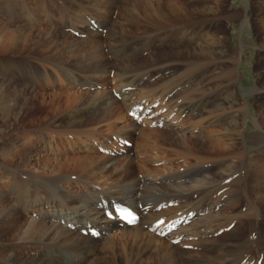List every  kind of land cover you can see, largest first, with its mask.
<instances>
[{"label":"bare ground","instance_id":"bare-ground-1","mask_svg":"<svg viewBox=\"0 0 264 264\" xmlns=\"http://www.w3.org/2000/svg\"><path fill=\"white\" fill-rule=\"evenodd\" d=\"M126 1L118 5L121 19L112 21L114 0H58L53 11L70 14L69 20L60 18L63 25L69 32L85 35L84 40L53 29L0 26V66L20 71V82H45L63 90L39 96L40 106L49 108L52 119L26 128L21 113L27 98L19 95L22 103L17 104L14 91H8L13 81L7 80L9 76L0 78L2 122L10 128L24 125L19 127L17 139L22 145L18 148L8 145L5 137L0 139V264H264V214L260 213V208L264 210V0L255 4L259 42L253 46L260 67L253 89L258 104L252 131L246 130L247 103L236 92L239 73L230 68L239 55L229 50L228 36L213 27L217 8H190L180 0ZM34 2L38 0L29 4L0 0V7H10L12 21L26 12L33 24ZM88 10L94 16H86ZM45 14L51 16L50 10ZM94 18L110 42L113 62L102 55V39L89 25ZM165 39L173 46L162 58H177L185 66L179 77H168L165 69L154 78L147 60L129 59L144 52L139 46L145 41L158 52L163 50ZM69 59H76L73 69ZM226 60L228 65L216 77L217 86L201 79L209 67ZM109 86L119 100L109 91L98 92L99 87ZM137 88L142 91L136 95ZM155 102L158 108L149 111ZM135 105L143 107L141 116L147 112L139 122L127 117ZM67 111H73L72 115H65ZM117 122L123 124L117 130L119 140L123 137L132 143L135 157L154 151L156 145H167L177 154L173 161H180L182 167L160 174L159 169L136 163L139 177L132 178L123 171V160L116 164L119 157L60 159L24 151L35 144L49 153L93 144L86 150L94 153L101 148L97 144L102 131L95 134V128L105 130ZM158 123L162 130L151 128ZM133 132H137L135 138ZM150 142L154 146H148ZM247 149H253V155ZM155 160L170 161L167 155ZM234 175L228 185L217 184L216 179L224 184ZM239 199L244 202L240 206ZM116 203L137 211L139 221L126 227L106 218L105 209ZM21 213L28 219L22 222ZM162 219L174 226L181 223L174 232L158 237L154 228L165 229V222L155 227ZM89 229L97 230L98 237L81 234ZM219 230L222 235L217 237ZM128 238L141 243L128 246Z\"/></svg>","mask_w":264,"mask_h":264},{"label":"rangeland","instance_id":"rangeland-1","mask_svg":"<svg viewBox=\"0 0 264 264\" xmlns=\"http://www.w3.org/2000/svg\"><path fill=\"white\" fill-rule=\"evenodd\" d=\"M31 1L32 0H25V2L27 4L31 3ZM114 1L117 2L115 4L117 6H114V8L112 9L113 15L111 16V18H112V21H114V20L117 21V20L121 19L119 6H120V4L123 3L124 0H114ZM138 1H144V0H136L135 2H138ZM154 1L156 2L158 0H154ZM160 1H164V0H160ZM56 2H58V0H38L37 3L34 2L33 4H34V6H36V8H35V11H32L31 13L33 14V17H35L36 21L33 24L30 23V21L28 20V18H27L28 14H26V12L25 13L22 12L20 14L23 18L21 17V19L19 18L18 20H15L16 22H18V23H16L15 21H12V19L10 17V14H11L10 7H0V26H5L9 30H14L17 27H26V25H27V27L32 26V28H34L35 30H38V31L42 30V29H49V30L53 29L55 31H60L62 33H67V34L71 33V35L74 36L76 39L84 40L85 35H82L83 36L82 37L81 35H79L77 33L78 31H76V33H72V32H69V30H67L65 28V25H63L62 21L63 20H69L71 18V16H70V14H64V13H66L64 11L63 12L56 11V10L53 11V8H54L53 6H54V4H56ZM126 2H130V0H127ZM180 2L183 5L190 7V8H202V7H206V6H214L217 8L218 14L216 16H214V15L212 16V18L215 19V21H216L214 23L213 27H215V29H221V31L226 36H228L227 38H228L229 50L232 51L231 53L239 55L240 60L236 64H232V66L230 68H234L239 73L240 77H238V81H237V85H236V92L240 98V101L242 103H245V102L247 103V106H248V118L247 119H248V121H247V125H246L247 126L246 130L252 131L254 129L253 121H254V118L256 117L255 116L256 105L258 104L257 96L253 95V89L255 88V86L257 84V71H258V68L260 67V64L257 61V53L258 52H257V49H255L253 46L254 43L258 44V42H259V33L257 31V25L255 22V19H256V17H255V4L257 1L256 0H180ZM82 6H84V5H82ZM82 6H81V9L83 8ZM47 9L50 10L51 16H47L45 14V12L48 11ZM91 12L89 10H88V12H85L86 16H89V14ZM28 13L30 14V11H28ZM41 13H43V14H41ZM36 15L39 17V19H37ZM61 16H64V17H61ZM245 17L247 18V21H246L247 23H244ZM60 18L61 19L63 18V20H61ZM94 20H95V18H94ZM20 22H22V23H20ZM53 23H54V25H53ZM56 25H57V27H56ZM58 25H60V26H58ZM149 32H151L150 29H149ZM160 32H161V34H163V30H160ZM75 34H78V35H75ZM98 35L102 39L101 40L102 41V44H101L102 55L109 62H113L114 58L112 55H114V53L109 49L110 48V44H109L110 42L108 40H106L105 31L101 30V32H100V30H99ZM162 37H164V36H162ZM165 40H166L165 41L166 45L164 46V49L159 51V52H158V50H155V48L148 43L149 41H145V42H143L144 43L143 45L139 46V48H141L142 50L145 49L144 52H142L141 54H136L130 58L128 56V58L132 59V60L144 58L145 60H147V62H148L147 63L148 64L147 70L150 74H152L154 76V78L157 75H159L158 73L163 72L165 69H168V70H166V74L168 77L169 76L179 77L181 74H183L185 72V66L183 65L182 61L177 59V58H172L171 56H166V57L162 58V54L169 52L170 51L169 49H171V47L173 46V44L171 43L172 41L169 40L167 42V39H165ZM242 44H243V46H242ZM155 45H156V43H155ZM168 47H170V48H168ZM125 54H126V52L124 51V55ZM157 54L160 55L159 60H156ZM119 55H121V53ZM231 55L232 54H230L229 57H231ZM0 56H3V55H0ZM5 56H7V55H5ZM235 56L232 55L233 58ZM7 57H9L11 59L15 58V57H12L9 55ZM226 58H227V56H226ZM152 59H155V61L153 62ZM163 59H164V61H163ZM75 60L76 59H74V60L69 59L68 66L72 69L74 68L73 67L74 66L73 61H75ZM4 61H6V60H4ZM227 62H228V60H226L225 63H221V64H218L216 66L209 67L208 70H206V72H204L201 79L203 81L205 80V81L211 82L213 84V86H215L216 83L218 85L216 77H218L219 74H221V70H222V67H224V64L228 65ZM159 67H160V69H159ZM8 68H10L11 71H7V70H9ZM178 74H180V75H178ZM7 76H9V78L7 79L8 81H13L11 83V85H9L10 89L8 91H10V92L14 91V93L16 94L15 96H17V99H16L17 104L22 103L21 98L18 97L19 95L20 96L22 95V97L27 98L28 103L26 104L25 107H23V111L21 113L22 117L24 118V121L27 122V123H23L24 125L27 124L26 128L41 125L43 123V121L49 122V120L52 119L51 116H53V115L50 113V110L48 107L40 106V97L39 96L41 94H49V95L50 94H56V93H59L63 90L60 89L59 86L49 87V86H47V84L45 82H41L38 85L26 84L22 81L20 82L18 80V79H20V76H21L20 71L15 70L13 67H4V65L0 66V78L6 80ZM108 78L112 79L113 75L109 74ZM196 82H198V81H196ZM1 83L2 82L0 79V84ZM29 85H31V86H29ZM110 86L112 87V84ZM110 86L107 87L106 89L99 87L98 92H101L103 90L109 91L110 94L112 93V96L113 95L115 96L116 93H115V91H112L113 87L111 88ZM64 91L67 93L70 92L68 90H64ZM79 91H81V90H79ZM141 91L142 90H139V88H137L136 90H133V92L136 95L139 94ZM242 94H244L246 96V98H243ZM136 95H135V97H137ZM112 96H111V98H113V100H114L115 97H112ZM88 106L89 105H85L84 107H88ZM92 107H90L89 109H86V110H92L91 109ZM162 112L164 113V110ZM162 112H160V113H162ZM72 113H73V111L72 112L67 111L64 114L65 115H72ZM122 113L124 116L126 115V112H122ZM180 116H181V118H184L185 113H182ZM1 117H2V114L0 113V132H1L0 133V139H2L1 137H5V139H3V140H6L8 145H12V146L16 145L15 148H18L20 143H19V140L17 138H20V137H17V135H19L21 126H24V125L20 124V123L19 124L16 123V125H14L10 128L9 125H6V124H4V122H2ZM37 121H40L41 124H37V123H39ZM43 124H45V123H43ZM122 125H123L122 123L117 122L114 125H112L113 127L109 126V127L105 128V130L102 128L101 129L95 128V130H94L95 134H97L98 132H100V130H102L100 132V135L98 136V138H100V142H98L99 144H97V146H100L101 148H106V149L109 148L108 150H110V151H108L106 149H102L103 151L100 149L98 150V147H96L95 152L90 153L86 149L92 148L93 144H92V147H91V145L88 146V144H85L84 146H81V148L79 150L78 149L73 150L74 154L72 153L73 151H71V149L67 148L66 146L63 147L61 150L59 148H57V151H55V149L51 150L49 153V152H47V149L45 147L44 148L46 150L45 149L41 150L42 146H40L39 144H35L33 146L31 145L30 146L31 149L29 146L24 147V149H25L24 151L25 152L27 151V153L31 152L30 153L31 155H34L35 153L38 152V154L40 153L41 154L40 156H43V157H47V156L50 158H57L58 157L60 159H63V158H66V156H72V155H73L72 157H81V156H86V155H88V156L94 155L97 157H119V159L116 161V164H120V162L123 160V162H124L123 164H125L126 166L122 165L121 167H123V169H124L123 171L126 172V173L125 172L124 173L126 175L130 174L132 178H138L139 177V175L137 173V164L136 163H139V164L141 163L142 165H145L146 168L149 170L159 169L160 172H158V173H160V174H162V172H163V174L164 173L171 174L173 172V170L175 171V170H177L178 167H182L180 161H178V162L173 161V159H175V160L177 159L175 157V155H177V154L174 151L171 152L169 150V147H167V145H162V144H159V146L156 145V147H154L155 148L154 151L150 150V151H148L149 153L147 151L146 152L142 151V153H140V154L145 153L147 156L146 155L140 156L141 158L139 156H138V158L135 157L133 154H131V153H133V145H131L132 143H130V142H127V143L120 142L119 143V141L124 142L123 139H125L122 137L121 140H119V138L117 136V130ZM114 128H115V130H114ZM151 128H158L159 130H162L161 127H156V126H153V127L151 126ZM52 130L53 129H50V131H52ZM163 131H165V130H163ZM113 133H114V135H113ZM131 135H132V137L135 138L137 136V132H133V133H131ZM153 137L156 138L157 136L154 135ZM13 139H15V140H13ZM191 140L193 141V139H191ZM1 142L2 141L0 140V144H1ZM148 144H150L148 146H151L153 143L150 142ZM20 145H22V144H20ZM121 145L124 147H122ZM152 146H154V145H152ZM158 147H160L161 150ZM47 148H49V147H47ZM127 148H128V150H127ZM124 149H126V150L124 151ZM157 149H159L160 152H159V150L157 152ZM164 149H166V150H164ZM167 150H169L170 153ZM127 151H129V152L131 151L130 154L128 152V154L126 155ZM166 151H167V153H166ZM247 151H249L251 153V155H253V152H254L253 149H247ZM150 152H152V153H150ZM87 153H89V154H87ZM165 153L170 160L169 163L166 160H161V161L155 160V157L166 156ZM173 156H174V158H173ZM138 159L142 160V161L138 162ZM248 159H250L249 161H251L252 157H249ZM127 160H132V162L127 161ZM187 162L188 163L192 162V163H190L192 165L195 164L193 160H188ZM129 166H130V168H129ZM234 176H231L232 178L230 177L228 180H226L224 182V184L222 182L223 180H220L221 181L220 182L219 179H216L217 184H221L223 186L228 185L229 183H231L230 180H233L236 178V175H234ZM117 178H118V175H116L112 179L116 180ZM214 196L216 197L218 195H214ZM239 198H240V196H239ZM239 201L240 202H239L238 206H240L241 203H244L242 199H239ZM262 208H260V210H261L260 213L263 212V214H264V210ZM240 209H242V208H240ZM240 209L238 211H240ZM21 215H22L21 221L23 222L24 219H26L28 216L26 214L24 215V213H21ZM61 225L63 226L64 224L61 223ZM231 227H232V225L227 227V229L229 230ZM3 231L5 232L6 230L4 229ZM5 235L6 234H4L3 236H5ZM221 235H222V230L217 231L216 236L219 237ZM248 237H249V239H251V235H249ZM262 239L264 241V235L262 236ZM126 241L128 243V246H130L131 244L135 243L136 240H134L133 238H128ZM140 243L141 242L136 241V244L139 245ZM148 243H150V242H148Z\"/></svg>","mask_w":264,"mask_h":264}]
</instances>
